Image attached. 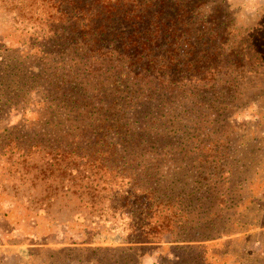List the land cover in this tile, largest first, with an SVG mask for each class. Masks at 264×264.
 <instances>
[{"label":"trees","instance_id":"obj_1","mask_svg":"<svg viewBox=\"0 0 264 264\" xmlns=\"http://www.w3.org/2000/svg\"><path fill=\"white\" fill-rule=\"evenodd\" d=\"M219 1L206 9L207 0H0L1 11L11 15L36 42L49 41L52 50L64 57L52 74L54 95L49 93L47 109L60 108L61 116L74 130L72 139H68L70 133L64 136L74 148L66 151L59 144L47 146L43 133H38L16 137L11 149L17 159L32 163L30 171L27 165L20 177L31 176V187L36 183L44 186L45 195L38 201H47L45 209L56 204L62 191L60 199L74 197L70 199L81 208L66 215L64 222L83 221L91 226L89 234L117 232L124 241L153 243L169 236L177 240L181 233H171L178 228L196 237L188 242L208 240L201 236L206 229L204 220L185 215L187 211L195 215L186 199L192 206L201 196L209 198L207 209L211 207V213L220 206L217 167L204 160L208 153L201 156L203 165L195 169V176L189 175L194 167L181 163L167 176L157 177L159 158L151 160L147 155L153 150H171L167 141L170 131L162 128L161 116L147 119L142 111L156 109L160 98L154 103L148 97L135 106L118 101L121 94L136 100L140 85L151 83L150 79L177 87L191 79L199 83L214 80L224 57L216 48L230 42L233 34V20H221L227 16L220 13L225 0ZM223 28L229 30L228 39L221 36ZM242 45L248 50L252 47L250 41ZM36 50L44 57L47 54L39 47ZM158 83L150 87L154 91L150 94H156ZM43 108L41 105L40 111ZM126 112L131 114L126 117ZM211 148L213 145L210 152ZM41 153L51 158L39 166L38 162L44 161H36L34 156ZM196 177L198 180H193ZM173 184L176 189L171 188ZM119 215H126L122 219L127 220V227L122 221L119 225L111 222L115 216L121 219ZM58 216L52 221H60ZM179 249L183 255L197 253L198 257L205 252L203 245ZM89 254V264H140L141 256L131 247L91 249Z\"/></svg>","mask_w":264,"mask_h":264},{"label":"rangeland","instance_id":"obj_2","mask_svg":"<svg viewBox=\"0 0 264 264\" xmlns=\"http://www.w3.org/2000/svg\"><path fill=\"white\" fill-rule=\"evenodd\" d=\"M217 3L220 1L209 4L207 0L206 9ZM220 13H227L221 20H233V34L230 42L216 48L224 57L220 58V71L214 80L199 83L191 79L177 87L150 79L151 83L140 85L136 100L121 94L118 101L135 106L148 97L154 103L160 98L156 109L142 111L147 119L161 116L162 128L170 131L167 141L171 150H153L147 155L151 160L159 158L157 177L167 176L181 163L194 167L189 175L195 176V169L203 165L201 156L208 153L204 160L217 167L220 206L211 213V207L207 209L209 198L201 196L192 206L186 199L195 215L190 216L189 211L185 214L204 220L206 229L200 235L208 240L188 242L196 237L177 228L171 233H181L177 240L169 236L160 242L135 243L124 241L117 232L89 234L91 226L83 221L64 222L66 215L81 211L70 199L74 197L60 199L61 191L56 204L45 209L47 201H38L45 195L44 186L36 183L31 187V176L20 177L27 165L30 171L32 163L17 159L16 151L11 150L16 137L43 133L47 146L59 144L69 151L74 147L64 136L70 133L68 139H72L74 130L61 116L60 108L47 109L51 103L49 93L54 95L52 74L64 57L52 50L49 41L36 42L11 15L0 10V264H89L86 261L91 249L128 247L136 248L141 255L140 264H264V0H225ZM227 33L229 30L221 29L225 39ZM244 41H250L249 50L242 45ZM31 46L34 50L29 49ZM38 47L52 61L37 52ZM157 83L158 91L150 94L154 92L150 87ZM41 105L44 108L40 111ZM129 114L126 112V117ZM29 124L31 127H27ZM34 158L43 159L38 162L40 166L49 163L51 155L41 153ZM171 188L176 189V185ZM44 209L49 211L48 216ZM55 215L60 221H52ZM119 216L121 219L115 216L111 222L119 225L122 221L127 227V220L122 219L126 215ZM187 245H203L205 252L202 257L197 253L183 255L179 248ZM179 256L184 260L180 261L183 258Z\"/></svg>","mask_w":264,"mask_h":264}]
</instances>
